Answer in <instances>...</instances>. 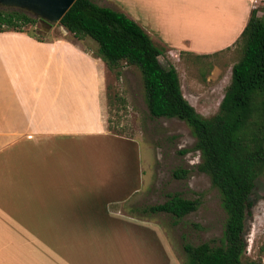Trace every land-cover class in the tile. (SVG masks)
I'll use <instances>...</instances> for the list:
<instances>
[{
	"label": "rangeland",
	"instance_id": "374dc122",
	"mask_svg": "<svg viewBox=\"0 0 264 264\" xmlns=\"http://www.w3.org/2000/svg\"><path fill=\"white\" fill-rule=\"evenodd\" d=\"M94 1L107 4L106 0ZM251 4L262 16L264 1ZM45 27L37 20L25 30L41 39L62 35L77 39L60 23ZM156 39L165 48L159 60L176 68L186 99L202 115H213L240 55L235 40L215 53L198 55L170 51ZM81 40L97 56L95 40L89 36ZM105 69V125L111 132L133 139L127 154L134 177L137 164L143 172L140 189L119 202L99 197L100 189L91 182L100 179L101 166L99 175L95 172L91 178L86 165L91 159L101 161L102 149L79 146L76 154L65 151L64 160L72 162L77 157L78 168L70 164L63 176H52L50 170L38 178L29 176V170L24 173L29 146L17 149L15 157L25 162L17 164L14 178L5 176L0 182V264H186L184 243H219L225 212L209 175L198 168L200 153L193 149L195 137L190 127L175 117L149 115L137 66L121 61L116 69ZM184 148L187 151L181 153ZM38 159L43 160L40 153ZM177 167L188 170L185 177H173ZM172 193L197 199L199 205L181 218L143 210L164 202ZM30 198H34L31 206ZM250 198L253 205L246 220L243 264H264V174L256 179Z\"/></svg>",
	"mask_w": 264,
	"mask_h": 264
},
{
	"label": "crops",
	"instance_id": "0c3cea01",
	"mask_svg": "<svg viewBox=\"0 0 264 264\" xmlns=\"http://www.w3.org/2000/svg\"><path fill=\"white\" fill-rule=\"evenodd\" d=\"M106 1L103 6L123 11L170 51L198 55L236 40L253 6V0ZM105 67L81 39L0 31V182L5 176L14 178L17 164L25 162L15 157L17 149L29 146L24 173L29 170V176L38 178L50 170L52 176H63L70 164L78 168L77 157L64 160L63 152L76 154L83 146L105 152L101 161L91 159L86 165L91 178L101 166L100 179L91 182L105 193L99 191V197L119 202L140 189L143 172L137 164L134 177L127 154L133 139L105 125ZM55 154L60 157L54 159Z\"/></svg>",
	"mask_w": 264,
	"mask_h": 264
},
{
	"label": "trees",
	"instance_id": "16d2710c",
	"mask_svg": "<svg viewBox=\"0 0 264 264\" xmlns=\"http://www.w3.org/2000/svg\"><path fill=\"white\" fill-rule=\"evenodd\" d=\"M37 20L23 9L0 5V31H26ZM58 23L77 39L95 40L96 54L109 69L118 68L121 61L139 68L151 117H175L190 127L193 149L200 153L198 168L218 190L225 221L219 243L183 244L186 264H243L246 220L253 205L250 195L256 179L264 174V11L259 16L251 8L234 42L240 55L231 67L230 82L218 110L210 116L202 115L186 99L176 68L159 60L165 48L123 11L94 0H75ZM187 172L177 167L172 175L183 178ZM198 205L197 199L172 193L143 210L181 218Z\"/></svg>",
	"mask_w": 264,
	"mask_h": 264
},
{
	"label": "water",
	"instance_id": "95a60500",
	"mask_svg": "<svg viewBox=\"0 0 264 264\" xmlns=\"http://www.w3.org/2000/svg\"><path fill=\"white\" fill-rule=\"evenodd\" d=\"M75 0H0L1 6L16 7L32 14L50 29L59 22ZM63 27V26H62ZM64 28V27H63ZM65 29V28H64ZM67 32V29H65Z\"/></svg>",
	"mask_w": 264,
	"mask_h": 264
},
{
	"label": "flooded vegetation",
	"instance_id": "af4514ba",
	"mask_svg": "<svg viewBox=\"0 0 264 264\" xmlns=\"http://www.w3.org/2000/svg\"><path fill=\"white\" fill-rule=\"evenodd\" d=\"M39 20V19H38Z\"/></svg>",
	"mask_w": 264,
	"mask_h": 264
}]
</instances>
